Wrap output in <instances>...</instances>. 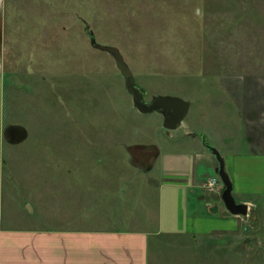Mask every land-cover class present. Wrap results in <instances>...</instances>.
Listing matches in <instances>:
<instances>
[{"label": "rangeland", "instance_id": "1", "mask_svg": "<svg viewBox=\"0 0 264 264\" xmlns=\"http://www.w3.org/2000/svg\"><path fill=\"white\" fill-rule=\"evenodd\" d=\"M5 23L10 225L74 226L83 212L90 225L136 209L149 196L141 191H158L171 157L203 140L221 153L226 144H246L240 101L250 138L264 136V0H7ZM90 35L119 49L144 103H191L179 128L167 130L160 113L133 106L114 59L93 48ZM17 127L26 137L11 144ZM150 147L157 155L144 159ZM78 178L84 193L76 204L64 193L77 191ZM240 258L230 264H264V247L242 246Z\"/></svg>", "mask_w": 264, "mask_h": 264}, {"label": "crops", "instance_id": "2", "mask_svg": "<svg viewBox=\"0 0 264 264\" xmlns=\"http://www.w3.org/2000/svg\"><path fill=\"white\" fill-rule=\"evenodd\" d=\"M6 4L7 0H0V264H230L241 262L242 246L264 247V136L261 132L248 135L241 101L237 111L246 129V144H226L221 153L203 140L196 151L171 157L158 191H141L149 196L136 209L124 210L110 220L98 216L90 225L81 220L82 211L78 225L45 230L7 223L2 119ZM9 137V143L18 144L26 133L17 127ZM210 147L224 161L232 197L236 204L247 206L246 216L229 213L221 197L223 188L215 193L205 188L211 174L218 177L219 169ZM74 161L79 169L83 167L80 156ZM79 181L76 192L64 193L66 201L80 203L84 192ZM133 193L137 190L129 195Z\"/></svg>", "mask_w": 264, "mask_h": 264}, {"label": "water", "instance_id": "3", "mask_svg": "<svg viewBox=\"0 0 264 264\" xmlns=\"http://www.w3.org/2000/svg\"><path fill=\"white\" fill-rule=\"evenodd\" d=\"M91 36V35H90ZM91 46L96 50L106 52L112 56L115 61L116 67L124 80L126 91L132 96L133 106L143 114L158 112L163 116V126L167 130H176L181 126L184 118L189 112L191 106L190 102L181 100L179 98H159L146 104L143 101V93L137 87L134 76L126 65L119 49L115 47H104L97 45L94 38L91 36ZM217 158L219 163L218 176L221 179L224 190L222 193V201L225 204L229 213L235 216H246L248 208L246 205L236 204L232 197V184L225 172L224 161L213 148H209Z\"/></svg>", "mask_w": 264, "mask_h": 264}, {"label": "built area", "instance_id": "4", "mask_svg": "<svg viewBox=\"0 0 264 264\" xmlns=\"http://www.w3.org/2000/svg\"><path fill=\"white\" fill-rule=\"evenodd\" d=\"M204 186L207 191L214 193L219 191V189L223 188L221 180L218 177L208 178Z\"/></svg>", "mask_w": 264, "mask_h": 264}, {"label": "trees", "instance_id": "5", "mask_svg": "<svg viewBox=\"0 0 264 264\" xmlns=\"http://www.w3.org/2000/svg\"><path fill=\"white\" fill-rule=\"evenodd\" d=\"M144 152H146L145 154H144V156H143V158L145 159V158H147V157H153V156H156L157 155V150H156V148H154V147H150V148H147V149H144ZM132 154H133V156H134V160H135V163L138 165V164H140V157H138L135 153H134V150H132ZM139 159V160H138ZM148 161V160H147ZM147 161H144V162H147ZM145 165V164H144ZM138 166H141V165H138Z\"/></svg>", "mask_w": 264, "mask_h": 264}]
</instances>
